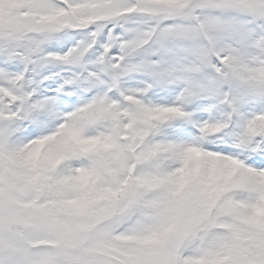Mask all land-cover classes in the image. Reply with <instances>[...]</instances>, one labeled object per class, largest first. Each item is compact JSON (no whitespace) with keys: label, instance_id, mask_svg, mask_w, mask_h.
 Segmentation results:
<instances>
[{"label":"snow or ice","instance_id":"6c2138e0","mask_svg":"<svg viewBox=\"0 0 264 264\" xmlns=\"http://www.w3.org/2000/svg\"><path fill=\"white\" fill-rule=\"evenodd\" d=\"M0 264H264V0H0Z\"/></svg>","mask_w":264,"mask_h":264}]
</instances>
